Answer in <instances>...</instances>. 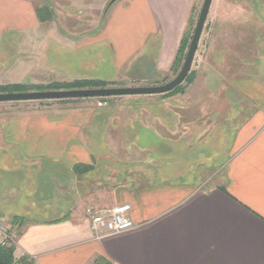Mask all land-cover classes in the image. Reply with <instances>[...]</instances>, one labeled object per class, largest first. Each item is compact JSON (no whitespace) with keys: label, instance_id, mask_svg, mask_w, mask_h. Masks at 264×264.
<instances>
[{"label":"crops","instance_id":"obj_1","mask_svg":"<svg viewBox=\"0 0 264 264\" xmlns=\"http://www.w3.org/2000/svg\"><path fill=\"white\" fill-rule=\"evenodd\" d=\"M198 1L118 0L102 14L97 30L76 40L60 33L74 42H95L59 44L51 55V22L38 15L42 0H0V73L11 63L28 66L38 52L25 44L36 36L35 42L45 40L44 66L56 68L58 60V69L63 68L50 81L38 76L39 85L83 79L155 84L153 76L172 74ZM106 2L69 0L81 12L79 21L97 19L95 10ZM232 3L259 6L250 20L236 18L239 31L251 27L240 33L255 42L245 50L242 41L244 48H231L229 54L222 43L213 46L191 87L179 96L185 100L180 108L165 96L140 98L151 94L73 99L48 107L0 102V222L15 233L11 246L17 264H264V56L254 75L243 72L247 53L264 52L256 42L264 27V0ZM217 34L231 44L233 34L223 27ZM3 47L12 49L4 59ZM67 47L110 50L112 77L106 68L97 70L98 64L89 68L96 75L69 71L60 55ZM229 107L239 110L225 112ZM227 134L233 143L224 148L229 156L218 177L211 160L163 173L160 166L174 162L173 151L183 139L194 148ZM78 166L90 168L77 172ZM123 203L131 204L136 226L99 238L91 209ZM3 235L0 231V239Z\"/></svg>","mask_w":264,"mask_h":264},{"label":"rangeland","instance_id":"obj_2","mask_svg":"<svg viewBox=\"0 0 264 264\" xmlns=\"http://www.w3.org/2000/svg\"><path fill=\"white\" fill-rule=\"evenodd\" d=\"M43 1L44 0H42L41 5L42 6L45 5L44 7L47 8L45 1L44 2ZM52 1L53 3L55 2L54 4H51L53 7V11H54V12H51L53 17L49 11H48L49 13L44 14V17L49 18L48 21L51 22L49 33H48L50 35V41H49L50 43L48 42V44L50 45V49L52 53L51 55L57 53L56 48L58 47L59 44H61V46L67 45V46L77 47V46L82 45L81 42L83 44L89 43L90 39H85L84 41H81V42L80 41L74 42L73 40L78 39L79 36L83 35L85 32L90 31L91 29L95 27H97L96 28L97 30L98 27L101 25V23H103L104 16L102 18V14L106 13L112 6V5L108 6L110 0H107V2L103 6H98L99 11L95 10V12L97 13V15L95 16H97V19L90 20L88 18L86 20L79 21L75 19L76 13L80 14L81 12H79V10L76 9V6L71 7L69 0H60V3H58L57 0H52ZM203 2L204 0L198 1L197 9L195 12V16H194V20H193V24H192L189 36L192 35L194 31ZM232 4H233L232 0H215L214 1L213 8L211 9L208 19L206 21L203 35L201 37V40H200V43L197 49V54L195 56V59L192 65V69L189 72L188 76L186 77L185 81L182 84H180L179 87H177L178 89L177 90L173 89V91L171 90L169 92L162 93V94H151L146 97L140 96V98L148 99V98H158L161 96H165V98L168 99L169 102H173L174 105L177 104V107L180 108L179 105H181V103L185 104V100L184 99L180 100L179 96L185 94L188 88L191 87V84L195 80L197 76V72L201 69L203 62H205V60H208L207 54L210 53L209 51L211 50L213 46H217V44L219 43L221 45L222 43L221 46H223L224 52L229 54L228 51L231 50V48H235V49L244 48L243 45L240 44V42L242 43V41L243 43L246 41L244 44L246 45L245 50L249 49L254 44L253 43L255 42L254 39H253L254 41H252L251 37L247 38L246 34L240 33V31H245V32L249 31L251 27L248 26L249 30L241 29L239 31L236 18L237 16L241 14V15H244L241 17L242 19H246V18L249 19V16L253 14L252 13L253 8L255 7L259 8V6L253 4V5H249L246 7H239V6H234ZM259 13H260V9H259ZM262 14L263 13L261 12L260 15ZM69 16H70L69 20H66L65 18H68ZM80 23H82L81 26H80ZM225 23H228V24L234 23L235 25H232V28H231L230 25L229 27H227ZM222 27L224 28V30L227 31V34L228 33L229 35L233 34V36L231 37V44H229L228 42L226 43L223 42V40L218 36L217 34L218 30L222 29ZM263 29L264 27L261 28V31H258L259 35L257 34V37H256L257 39L256 42L258 43L259 46L261 45L260 49H264V30ZM213 32H216L215 36L213 35ZM60 33L68 34L73 40H71V38L67 36L62 37ZM241 35H245V37L243 36V40H240ZM35 37L36 36L32 38V41L28 42L25 45L29 44V46L33 47L35 51L38 52V54H35L33 57H31V61L30 63H28V66L26 67L27 69L25 68V66L22 67V65H17L15 63H11V64H8L7 66H3L1 73H0V81H1L0 87L16 86L18 84H27V83H29L28 85H30L31 87H35V88L36 87H46L52 84L53 82L48 83V84L39 85L38 80H37L38 76L42 75L43 77L46 78V81L48 80L50 81L51 80L50 75L52 74L55 75V73L58 75L60 74L61 71H63V68H61L62 70L58 69V66H59L58 60L56 62V68L55 67L50 68V67L44 66L43 57H42V47H43L45 40L43 42L41 38H37V41L35 42L34 41ZM94 39L97 41V38H94ZM5 42H8L7 44H9L10 40H7ZM90 42H95V41L91 40ZM189 42L190 41H188V43ZM100 44H103V43H100ZM98 45L99 43H94L91 46L96 47ZM7 47L6 48L3 47L5 48V50L2 52L3 59L5 58V55H8L10 54V52H12V49L8 51ZM60 49H62L60 52L61 59L65 55L63 58L62 64H65V66L69 69V71L73 73H80L81 75H96V73L89 71V68L90 67L94 68L93 65L98 64L99 67L97 68V70H99V68H102V67L106 68V71H108L109 78L112 77L111 74L109 73L110 72L109 68L113 64L112 54L110 50L108 54L105 49H101V50H98L97 52H91V53H86V51L85 52L77 51L70 47H67L64 49L60 48ZM185 50H186L185 51V54H186L187 49ZM247 55L248 56L243 57V62L245 63L243 67V69L245 70L243 72L245 74L247 73V75H254L255 71L257 70L258 63H260L258 61L260 60L261 57L264 56V52L262 54L259 53L257 55L253 53H247ZM97 57L103 58V61H101ZM183 62L181 63V66L179 67L177 73L172 72V74L168 77H163L159 75L153 76L154 79H156L157 77L158 78L156 79L157 82H155V84H152V85L154 86L161 85L173 79L179 73L180 69L182 68ZM73 65L76 66L78 70L70 69ZM52 69H54L53 70L54 73L51 72ZM45 70H46V73H44ZM47 72H49V75L47 74ZM106 73L104 75H107ZM129 84L125 82L122 84L115 83L113 87L149 86V85H141V84H130V85ZM86 88H90V87H86ZM62 89H65V88H62ZM71 89H75V88H71ZM36 90L34 89L31 91H36ZM44 90H61V89H44ZM128 96H133V95H128ZM111 97L122 98L123 96H119V97L111 96ZM133 98H139V97L137 96ZM176 99L178 100L176 101ZM70 100H73V99H70ZM67 101H69V99H51V100H37L35 101V103L37 102V104H39L40 106L48 107V106H58L61 102H67ZM237 110H239L238 107L236 108L229 107L227 108L225 112H238ZM215 143L208 144L207 141L206 142L203 141L201 142L200 145L194 146L193 148V146H188L186 144V140L183 139L179 143V145H177L178 147L176 148V150L173 151V155L175 157L174 162L173 160L171 162L167 161L166 163H163L160 166L163 173L172 174L174 172H182L184 169H194L197 164H200L204 161L206 163L208 162V160H211V162L213 163L212 166L215 168L214 178L218 177L221 173V169H222V165L224 161L229 156L228 154L229 150L225 151L224 148L226 146H229L231 143H233V138L229 134H227V136L222 140H219V137H217ZM213 152L215 153V155L213 154ZM204 153L206 154V156H204ZM154 168H156V170L159 169L158 165H155ZM177 174L179 173H176L173 175L177 176ZM185 175L190 176L189 174H185Z\"/></svg>","mask_w":264,"mask_h":264},{"label":"water","instance_id":"obj_3","mask_svg":"<svg viewBox=\"0 0 264 264\" xmlns=\"http://www.w3.org/2000/svg\"><path fill=\"white\" fill-rule=\"evenodd\" d=\"M47 1V0H46ZM118 0H110L113 5ZM213 0H204L189 43L187 54L179 73L170 81L161 85L149 86H123V87H97V88H75L61 90H36L25 92H0V102L37 101L51 99H82V98H104L111 96L148 95L169 92L182 84L189 72L197 53V49L209 16Z\"/></svg>","mask_w":264,"mask_h":264},{"label":"trees","instance_id":"obj_4","mask_svg":"<svg viewBox=\"0 0 264 264\" xmlns=\"http://www.w3.org/2000/svg\"><path fill=\"white\" fill-rule=\"evenodd\" d=\"M54 12L53 8L51 6H47V8L42 7L38 10L39 19L41 22L48 21L49 18H45L44 14H47L49 12ZM52 15V13H51ZM53 17V15H52ZM104 21V19H103ZM193 24V23H192ZM192 27V26H191ZM191 29L184 35L181 46L179 48V51L177 53L176 59L172 65V71L173 73H177L179 67L181 66V63L185 60V49L188 50L189 43L188 41H191L192 35L189 36ZM194 32V31H193ZM114 82H107L99 79H84V80H76L74 82H53L52 84L46 86V87H31L27 84H18L16 86H6V87H0V92H25V91H31V90H44V89H71V88H97V87H111L114 86ZM179 87V86H178ZM176 87L174 90H177ZM173 91V90H172ZM105 98V97H104ZM90 166H78L75 167L76 171L79 172L85 171L86 169H89ZM18 222V221H16ZM26 260H22L24 263ZM0 264H17L14 258V248L12 246H1L0 247ZM30 264V263H28Z\"/></svg>","mask_w":264,"mask_h":264},{"label":"built area","instance_id":"obj_5","mask_svg":"<svg viewBox=\"0 0 264 264\" xmlns=\"http://www.w3.org/2000/svg\"><path fill=\"white\" fill-rule=\"evenodd\" d=\"M91 226L99 238L119 234L136 226L131 217L132 206L129 203L118 204L110 208L91 209ZM1 246H11L15 241L13 229H8L0 222Z\"/></svg>","mask_w":264,"mask_h":264}]
</instances>
